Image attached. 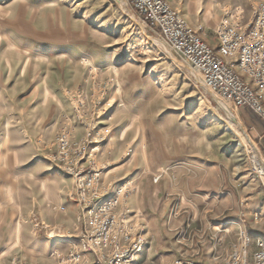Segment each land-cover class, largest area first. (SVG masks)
Wrapping results in <instances>:
<instances>
[{
  "label": "rangeland",
  "instance_id": "1",
  "mask_svg": "<svg viewBox=\"0 0 264 264\" xmlns=\"http://www.w3.org/2000/svg\"><path fill=\"white\" fill-rule=\"evenodd\" d=\"M256 1L220 3L226 14L239 8L249 15ZM195 76L128 0H0V264H60L79 247L67 245L65 227L55 229L39 211L62 205L69 211L68 203L76 201L74 180L50 157L61 130L78 140L91 124L109 131L98 153L106 195L127 185L114 211H144L133 209L131 199L167 195L171 211L128 217L133 233L147 240L138 264L224 258L238 245L239 220L253 237L264 238V223L256 224L261 216L254 218L262 211H248L252 193L264 198L251 151L263 162L264 153L243 113L249 108L222 101ZM78 100L86 102L79 114ZM128 122L132 128L144 123L148 167L141 164L116 184L105 178L118 165L104 146L114 140L116 125ZM166 162L169 167L160 165ZM207 164L214 166L212 182H206ZM147 168L151 184L140 178ZM176 176L183 177L177 192ZM191 187L230 196L240 211H177L179 194Z\"/></svg>",
  "mask_w": 264,
  "mask_h": 264
},
{
  "label": "built area",
  "instance_id": "2",
  "mask_svg": "<svg viewBox=\"0 0 264 264\" xmlns=\"http://www.w3.org/2000/svg\"><path fill=\"white\" fill-rule=\"evenodd\" d=\"M128 1L182 66L195 73L198 84L222 101L251 109L264 122V3L252 5L249 15L239 8L228 12L217 29L215 48L167 0ZM85 103L78 100V114ZM108 133L91 124L81 139L73 138L67 129L56 136V151L50 160L74 180L76 201L86 221L74 245L79 247L70 248L60 264H138L147 248L144 235L129 227L127 213L114 211L127 185L108 198L101 184L98 153ZM256 172L264 185V176ZM238 238L234 250L209 264H264V238H255L245 229ZM11 264L23 263L13 259ZM174 264L200 263L180 257Z\"/></svg>",
  "mask_w": 264,
  "mask_h": 264
},
{
  "label": "crops",
  "instance_id": "3",
  "mask_svg": "<svg viewBox=\"0 0 264 264\" xmlns=\"http://www.w3.org/2000/svg\"><path fill=\"white\" fill-rule=\"evenodd\" d=\"M167 1L176 10L183 14L190 26L194 30H196L211 46L215 48L218 46L216 29L226 16V13L223 9V5H221L220 3V0H207L205 2L204 10L199 9L200 7L204 6L202 0ZM256 2L264 3V0H258ZM201 18H204V21H202ZM243 113L248 116L249 119H252L253 125L251 126V130L254 131L256 137L254 139L258 141L260 149L262 153H264V122L258 116H256L257 118L252 117V115L250 114V109L249 111L243 109ZM133 119L137 120L140 119V117L137 115H133ZM129 123L130 122H128V124ZM128 124L123 123L121 125V123H118L116 125V130L113 136L114 140L110 145L104 146V152L108 153L105 154L106 157H108L109 160L113 161L115 165H118V167L113 169L110 174H107L105 178H112L116 184L126 179L132 169L135 172L141 170V168H139L141 164L145 165V167H148L145 129L140 128L141 126H144V123L137 125V127L133 128L130 126L131 124ZM128 152H130V154H127ZM164 163H161L160 165L162 167H169V165H167V162L166 164ZM213 167L214 166L210 164L203 166V168H206L207 173L209 174L206 182H212L214 179L212 176V173H214L215 171ZM147 172L148 168L143 172L144 174L143 176H140V178H142V183L151 184L152 176L146 175ZM182 178V176L175 177L176 192L178 190L177 185L183 183ZM170 182L171 181H169L167 177H163L162 183L168 185L170 184ZM192 183H197V181L192 180ZM194 189V187H191L190 189H187V192L181 191V194H179L178 198L179 209L177 208V211H212L210 209H215L216 206L218 208L217 211H240L239 209L237 210L233 207L235 199L230 196L216 197L213 194V191L210 189L209 191L204 190L206 192L203 193L195 191ZM166 190L167 188H165V191ZM142 199V202H140L141 199H139L138 197L132 198L131 206L133 209H144V211H130L131 213L126 212L128 217L140 216L145 213L155 214V212L157 211H171V208L168 205L167 195H164L163 193L161 194V197H157L156 195H151V193H149L148 195H144ZM157 199L159 201L158 203ZM216 201H219V203L216 204ZM68 209L69 211H65L66 207L62 205L60 208L53 207L51 211H39V214H41L43 220L45 219V214L46 220L51 225L56 224L57 227H55V229L59 230L58 226L65 227L68 233L65 234V236L69 237L70 239L63 240L67 245L74 246L78 244V241H76V237L84 227L85 222L81 221L80 219L79 207L74 199L70 203H68ZM248 211H262L261 213H254V216H261L259 221H257V217L254 218L255 222L257 221L256 224H261L262 222L264 223V198L261 197L260 194H251L250 208ZM119 213H125V211H119ZM251 220H254L253 217L251 218ZM235 225L240 229L245 228L243 227L245 223L241 220H239V222H235ZM52 250L50 251V254Z\"/></svg>",
  "mask_w": 264,
  "mask_h": 264
},
{
  "label": "bare ground",
  "instance_id": "4",
  "mask_svg": "<svg viewBox=\"0 0 264 264\" xmlns=\"http://www.w3.org/2000/svg\"><path fill=\"white\" fill-rule=\"evenodd\" d=\"M251 153H252V158L254 159V163L256 164V166H259L260 167V171H259V173L261 174V175H263L264 176V171H263V169H262V167H263V161H262V159H261V157H260V155H259V153H258V151L257 150H255V148H254V150H252L251 151ZM263 162V163H262ZM54 237H58V238H62V237H64V235H62V234H57L56 236H54Z\"/></svg>",
  "mask_w": 264,
  "mask_h": 264
}]
</instances>
